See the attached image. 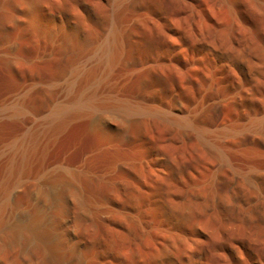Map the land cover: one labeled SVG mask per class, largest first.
<instances>
[{
	"label": "rangeland",
	"instance_id": "obj_1",
	"mask_svg": "<svg viewBox=\"0 0 264 264\" xmlns=\"http://www.w3.org/2000/svg\"><path fill=\"white\" fill-rule=\"evenodd\" d=\"M261 245L264 0H0V264H259Z\"/></svg>",
	"mask_w": 264,
	"mask_h": 264
},
{
	"label": "bare ground",
	"instance_id": "obj_2",
	"mask_svg": "<svg viewBox=\"0 0 264 264\" xmlns=\"http://www.w3.org/2000/svg\"><path fill=\"white\" fill-rule=\"evenodd\" d=\"M109 53V51L107 52V54ZM109 55V54H108ZM222 71V70H221ZM236 77V76H235ZM93 102L94 100L93 99H85L84 97H81L78 101H75V103H73V105L71 107H62V108H59L57 109L53 114V116L56 118V119H61L64 115H67L69 109H74V108H79V107H82L83 104L85 105H89V106H92L94 108L95 105H93ZM85 107V106H84ZM56 121V120H54ZM258 126H261V125H258ZM32 143L34 144V142H26L25 144L22 145L19 153L17 154L16 157H14V160H13V164L15 165V170H16V173H22L29 165L30 163V160H31V156H32V153H30L31 151V148H32ZM33 221V220H32ZM41 222V221H40ZM28 224V223H27ZM39 224V223H38ZM41 224V223H40ZM50 226V225H49ZM37 227V226H36ZM33 229V228H32ZM31 229V230H32ZM49 229L48 226H44V227H37L33 232H32V237H34V239L36 240V242H39V243H36L37 246L38 244L42 245L43 249H47V248H51L52 246V241H51V233L49 232ZM51 230V229H50ZM27 233V232H26ZM31 233V232H30ZM28 234V233H27ZM22 235V234H21ZM29 236V234H28ZM27 236V237H28ZM29 238V237H28ZM29 239H32V238H29ZM40 245V246H41ZM256 246V245H255ZM47 247V248H46ZM252 248V247H251ZM257 248V247H256ZM32 250V249H31ZM38 251H40L39 249H37ZM42 250V249H41ZM44 251V250H43ZM211 252V251H210ZM257 256L259 257V260H260V263L259 264H264V245H261L258 247L257 249ZM213 256V255H212ZM216 257H214V260H215ZM213 260V261H214ZM218 261V260H216ZM216 263V262H215Z\"/></svg>",
	"mask_w": 264,
	"mask_h": 264
}]
</instances>
